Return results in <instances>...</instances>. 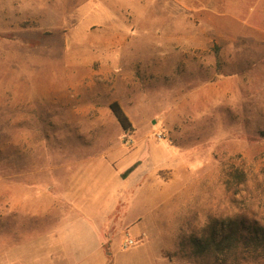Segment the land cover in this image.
Returning <instances> with one entry per match:
<instances>
[{
    "label": "rangeland",
    "instance_id": "374dc122",
    "mask_svg": "<svg viewBox=\"0 0 264 264\" xmlns=\"http://www.w3.org/2000/svg\"><path fill=\"white\" fill-rule=\"evenodd\" d=\"M107 2L0 15V264H68L69 183L100 203L104 264H264L199 249L229 219L264 230V0Z\"/></svg>",
    "mask_w": 264,
    "mask_h": 264
},
{
    "label": "crops",
    "instance_id": "0c3cea01",
    "mask_svg": "<svg viewBox=\"0 0 264 264\" xmlns=\"http://www.w3.org/2000/svg\"><path fill=\"white\" fill-rule=\"evenodd\" d=\"M27 1V6H24V3ZM35 0H0V15L2 16L1 20H7L6 15H11V17H15L12 21H15L17 17L22 18H32L37 19L40 17V13L30 12L29 7L30 5H34ZM116 2V0H109L107 4L109 5L108 10L112 8L111 6ZM30 4V5H29ZM24 6V7H23ZM29 6V7H28ZM114 6V5H113ZM28 7V8H27ZM110 12V11H109ZM18 19V18H17ZM10 20V19H9ZM69 183L68 184V219L65 221L63 226L64 236L65 239H67V250H64L63 252H60V254H64L68 256V264H104V259L99 258L97 256V252L100 249V252L102 256L105 254L104 252V242L106 239L105 235V228L103 229L101 236H99L96 233V228L94 220H96L94 215H90L91 213H88L87 207L89 205L98 208L100 203L93 202L92 199L87 198L86 200L80 199L78 200L79 192L87 189V185L81 184V185H75ZM96 192H99V200L103 202L105 195H103V189L96 188ZM89 214L90 217L86 216L87 218H84L83 216ZM81 217L86 220L87 222V228L89 229V234H84V232H79V234H72L68 233V224L71 217ZM80 218V219H81ZM101 230V229H100ZM92 234L94 235L93 238H91ZM103 234V237H102ZM28 252V251H27ZM28 254V253H26ZM43 254V253H42ZM29 255V254H28ZM99 259L100 263H97V259Z\"/></svg>",
    "mask_w": 264,
    "mask_h": 264
},
{
    "label": "trees",
    "instance_id": "16d2710c",
    "mask_svg": "<svg viewBox=\"0 0 264 264\" xmlns=\"http://www.w3.org/2000/svg\"><path fill=\"white\" fill-rule=\"evenodd\" d=\"M110 108L114 116L116 117L117 121L121 125V127L124 130H128L131 127V123L128 120L122 108L120 107L119 103L116 101L111 102ZM133 167L134 165L127 168L122 173V177H125L133 169ZM225 227H226L225 229L228 232L222 233L220 236H217V237L215 235V232H213L212 235L207 239L206 243L199 246L200 251L206 249L207 247L209 248L210 247L209 244L211 243L213 244L212 247L213 249H215V251L223 250L224 245H226L225 247H229L230 249L233 243L237 244L241 240H243V242H247V243L253 242L256 245L264 246V230L258 233L257 232L258 228H257V230L255 231L257 233L247 236L245 234V231L249 229V225L245 222L244 219H236V220L229 219ZM245 240H248V241H245Z\"/></svg>",
    "mask_w": 264,
    "mask_h": 264
},
{
    "label": "built area",
    "instance_id": "2783aa9c",
    "mask_svg": "<svg viewBox=\"0 0 264 264\" xmlns=\"http://www.w3.org/2000/svg\"><path fill=\"white\" fill-rule=\"evenodd\" d=\"M135 244V241H134V239H132V238H126V240L124 241V245L126 246V247H129V246H132V245H134Z\"/></svg>",
    "mask_w": 264,
    "mask_h": 264
}]
</instances>
